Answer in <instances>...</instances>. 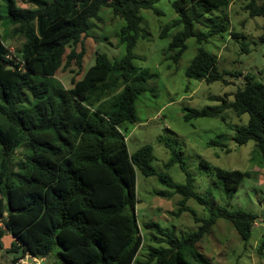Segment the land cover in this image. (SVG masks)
Wrapping results in <instances>:
<instances>
[{
	"label": "trees",
	"instance_id": "trees-1",
	"mask_svg": "<svg viewBox=\"0 0 264 264\" xmlns=\"http://www.w3.org/2000/svg\"><path fill=\"white\" fill-rule=\"evenodd\" d=\"M0 1V22L14 26V33L25 39L14 56L0 36V248H4L3 238L11 235L14 239L7 250H21V255L30 252L47 257L55 252L62 264H136L144 244L136 213L137 170L146 176H156L157 171L152 164L153 146L144 144L130 153L120 125L137 121L136 101L147 89L148 71H139L134 62L143 31L141 10L154 9L160 0H28L26 7L17 0ZM231 2L173 0L179 18L163 29L161 37L171 27H180L168 45L176 64L188 49V39L194 37L201 45L186 68L188 77L207 83L224 81L225 75L243 77L232 101L223 98L203 108L185 106L184 119L226 120L227 110L238 116L247 114V122L235 127L233 140L239 146L253 141L264 158V83L250 72L220 70L218 57L202 46L209 37L230 30L227 13L211 24L203 17L226 12ZM103 7L125 20L119 32L125 54L111 59L98 53L82 78H72L71 87L53 84L49 78L61 68L75 64L83 70L86 50L82 47L78 52L77 45ZM244 8L251 17L264 18V1L248 0ZM196 24L208 31L197 32ZM68 47L71 50L66 54ZM119 87V93L109 98ZM97 105L114 107L103 112ZM224 137L218 134L208 145L220 146ZM20 148L25 151L14 162ZM176 163L186 181L173 183L159 175L168 189L158 194L182 196L177 216L189 209L190 198L210 207L209 199L197 192L182 153L173 151L165 166ZM201 165L230 193L250 176L248 171L215 167L206 160ZM230 205L231 201L216 211L211 208L206 218L194 213L198 228L180 239L160 223L146 222L144 227L161 236L164 244H151L144 262L139 263L213 264L198 243L218 218L231 221L244 241L250 240L258 219V214L233 210ZM263 249L264 236L259 247ZM20 256L14 257V264Z\"/></svg>",
	"mask_w": 264,
	"mask_h": 264
},
{
	"label": "rangeland",
	"instance_id": "rangeland-1",
	"mask_svg": "<svg viewBox=\"0 0 264 264\" xmlns=\"http://www.w3.org/2000/svg\"><path fill=\"white\" fill-rule=\"evenodd\" d=\"M172 1L160 0L155 3L154 9L141 10L143 31L134 50V62L139 71H148L147 89L136 101L137 121L120 125L126 135L130 153H134L144 144L153 146L155 158L152 164L157 171L156 176H146L137 170L136 213L144 244L137 255L136 264L144 262L151 244H164L161 236L144 227L146 222L156 221L168 233L180 239L182 235L198 228L199 223L196 222L194 213L206 218L211 213V208L216 211L219 207L226 206L229 201L230 209H244L258 214L250 240L244 241L231 221L218 218L210 232L198 243L200 251L213 264H264V249L259 250L264 236V158L253 141L239 146L233 140L235 127L246 123L248 115L238 116L232 110H227L226 120L211 117L191 121L184 119L185 106L203 108L219 104L223 98L232 101L237 88L243 85V77L225 75L227 82L217 80L207 83L186 75V68L201 45L196 38H190L187 41L188 49L180 61L176 64L171 58L173 52L168 50V45L172 33L180 27H171L166 37H161V33L166 26H171L179 18L172 7ZM263 1L258 0L259 3ZM17 2L23 7L30 5L28 0ZM247 2L248 0H232L226 12L214 11L205 15L203 20L206 24H211L221 17L223 19L227 13L230 30L209 37L202 46L218 57L220 70L250 72L264 83V40H260L264 36V18L251 17L244 8ZM1 11L3 12L2 9ZM90 23L91 28L77 45L78 52L82 47L86 50L83 70L79 71L75 64L61 68L55 76L49 78L53 84L61 83L71 87L72 78H82L95 64L98 53H106L111 59H118L125 54V44L121 43L119 37L120 29L125 24L121 16L115 15L110 7H103L98 17L92 18ZM14 28L0 22V36L15 56L19 54L25 39L14 33ZM196 31L207 32L208 28L196 24ZM235 32L239 33V37L235 36ZM243 46L247 50L244 51ZM70 50L68 47L66 54ZM120 90L121 87L112 91L109 98L116 96ZM97 107L103 112H109L114 105ZM221 133L225 135L222 145H208L210 140L216 139ZM24 151L23 148L16 151L14 162L21 159ZM173 151L182 153L183 161L195 178L197 192L209 199L210 207L190 198L187 202L189 209L177 216L175 212L182 196L176 194L166 197L158 194V191L168 189L159 180V175L173 183L186 181L185 172L179 163L171 167L165 166ZM202 160L215 167L248 171L250 176L242 181L238 190L230 193L221 188L216 183L215 176L202 167ZM13 239L11 235L3 238L4 248H0V264H14V257L21 255V250H7ZM43 264L62 263L53 252L45 257Z\"/></svg>",
	"mask_w": 264,
	"mask_h": 264
},
{
	"label": "built area",
	"instance_id": "built-area-1",
	"mask_svg": "<svg viewBox=\"0 0 264 264\" xmlns=\"http://www.w3.org/2000/svg\"><path fill=\"white\" fill-rule=\"evenodd\" d=\"M44 261L45 257L27 252L26 254L19 257L17 264H43Z\"/></svg>",
	"mask_w": 264,
	"mask_h": 264
},
{
	"label": "water",
	"instance_id": "water-1",
	"mask_svg": "<svg viewBox=\"0 0 264 264\" xmlns=\"http://www.w3.org/2000/svg\"><path fill=\"white\" fill-rule=\"evenodd\" d=\"M9 68H13V66L11 65V66H9Z\"/></svg>",
	"mask_w": 264,
	"mask_h": 264
}]
</instances>
